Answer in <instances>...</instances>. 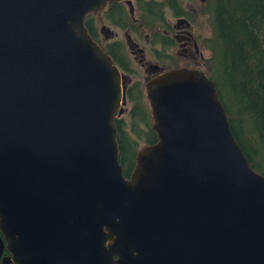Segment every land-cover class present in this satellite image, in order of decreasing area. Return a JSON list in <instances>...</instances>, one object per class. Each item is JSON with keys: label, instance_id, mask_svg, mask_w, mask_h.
<instances>
[{"label": "water", "instance_id": "water-1", "mask_svg": "<svg viewBox=\"0 0 264 264\" xmlns=\"http://www.w3.org/2000/svg\"><path fill=\"white\" fill-rule=\"evenodd\" d=\"M117 1L0 0V264H264V177L200 70L146 81L124 177V76L84 24Z\"/></svg>", "mask_w": 264, "mask_h": 264}, {"label": "trees", "instance_id": "trees-1", "mask_svg": "<svg viewBox=\"0 0 264 264\" xmlns=\"http://www.w3.org/2000/svg\"><path fill=\"white\" fill-rule=\"evenodd\" d=\"M183 1L136 0V21L122 2H113L100 12L88 13L84 24L92 40L121 72L133 75L135 71L128 63L130 58L122 43L114 44L115 54L98 38L95 16L102 15L110 25L133 36L148 35L153 46L161 43L162 47L170 48L169 41L161 35L164 9L170 6L177 16L194 18ZM200 5L211 26V36L202 40L209 56L200 71L214 83L231 132L250 167L264 177V0H206ZM178 67L175 62L169 69ZM125 96L129 107L115 120V127L119 163L128 179L136 164L139 142L144 146L154 144L157 135L152 129L151 111L142 85L135 82L127 86Z\"/></svg>", "mask_w": 264, "mask_h": 264}, {"label": "flooded vegetation", "instance_id": "flooded-vegetation-1", "mask_svg": "<svg viewBox=\"0 0 264 264\" xmlns=\"http://www.w3.org/2000/svg\"><path fill=\"white\" fill-rule=\"evenodd\" d=\"M117 2H122L124 4V6L126 7V9L128 10L131 18L133 20L135 19V21H136V18L134 17V13L136 11V0H131L132 7L129 4H127V2H125V1H117ZM171 9L172 8L170 6L165 7V9H164V14H163L164 23H162L164 30L162 31V34H161L162 36L165 37V40L169 41L170 48L162 47L161 43L158 44L161 46V50L164 53L162 52V54H160L158 56V54H156L154 52V54L156 55V58H157L156 61H158V62H156V64L148 63L147 70H148V72L151 73L150 78L153 77L154 75L158 74L159 72L166 71L167 69L170 68V67L165 68L164 61L165 62L170 61V63H171L170 66H172L173 64H175V62L177 64L179 62V60L183 58L185 60H188L191 63V66H187L188 64H186V65L180 66V67H186V68H190V69L200 70V67L203 65V62L205 60L203 52L201 50V47L198 43L199 38L197 37L196 34L194 36V33H193V26H194L195 20L191 19L190 17L188 18L185 16H177L176 14H174L172 12ZM192 10H194V9H192ZM188 12H191V11L188 10ZM168 16H170L171 19H169ZM112 26L120 28L118 26H114V25H112ZM120 30H122V28H120ZM105 31H107L108 34H105L104 33ZM123 31L126 32L125 33V41H126L125 45L130 50L137 48L136 50L139 53H141V55H140L141 59L139 61L142 64H144L145 63V49L138 48L139 45L136 41H138L139 39H144V40L149 42L150 46H153L151 41H150V37L146 34H143L142 38L135 36L136 38L134 39L131 35L128 34L129 32L127 30H123ZM100 34L105 35V37L107 39L109 38V36L113 39L112 41H108L106 39H104V40H105L106 44H108L110 46L111 51L116 54L115 50L113 49L114 44H118L121 42L119 40H117V34L115 33V31H113L112 28H111V30H108V28L102 27V28H100ZM164 37H162V38H164ZM160 41L162 42V39ZM165 43H167V41H164V44ZM168 44H166V45H168ZM122 46L124 47L123 44H122ZM176 46L179 47L180 52L177 53L176 55L175 54L173 55L171 53V51H173ZM127 47H126V49L124 47V49L127 50ZM128 63L130 65V67L132 68L131 60ZM121 73L125 77V74L123 72H121ZM124 77H123V80H124ZM124 86H125V90H126L127 86L126 85H124ZM114 259H117V258L114 257Z\"/></svg>", "mask_w": 264, "mask_h": 264}, {"label": "rangeland", "instance_id": "rangeland-1", "mask_svg": "<svg viewBox=\"0 0 264 264\" xmlns=\"http://www.w3.org/2000/svg\"><path fill=\"white\" fill-rule=\"evenodd\" d=\"M183 2H184L183 5L185 6L186 10L188 9L189 11H191L189 13H191V15L193 14V16H194V18L190 17L191 19L195 20L194 26H193V33H194V36L196 34L197 37L199 38L198 43L201 47L204 58L207 59L209 56V53L207 50H205L204 44L201 42L203 39L211 36V26H210L208 16L206 15V13H203L202 6L200 5L201 2L199 0H184ZM192 9H194V10H192ZM101 16L102 15H96L95 16L96 24H97L98 32H99L98 38L100 39V41L102 43H104L105 42L104 39H106L108 41L113 40L110 36L107 39L105 37V35L100 34V28H102V27L108 28V30H111V28H112V30L115 31V33L117 34V40H119L124 45V47L126 49V47H127L125 45L126 44V41H125V33L126 32H124L123 30H120V28L113 27L106 20L102 19ZM168 17H169V19H171L170 16H168ZM104 33L108 34L107 31H105ZM129 35H131V34H129ZM131 36L134 39L136 38L133 35H131ZM136 42L139 45L138 48L145 49V63L142 64L139 61L141 59V57H140L141 53H139L136 50L137 48L130 50L127 47L126 54L129 56V58L131 60V66H132L133 70L135 71V73L133 75L132 74H129V75L125 74L124 85L129 86L135 82H139L144 89V85H145L147 79L150 78V76H151V73L148 72V70H147L148 63L156 64V62H158V61H156L157 58H156V55L154 54V50L159 51L160 53H162L163 51L161 50L160 45L157 44L156 46H150L149 42L144 40V39H139ZM179 52H180L179 47H177V46L175 47V49L173 51H171V53L173 55L174 54L176 55ZM186 64H188L187 66H191V63L188 60H185L182 58L177 63V66L180 67V66H184ZM170 65H171L170 61H168V62L164 61L165 68H169V67L171 68L172 66H170ZM200 69H202V66L200 67ZM147 103H148V107L150 109L149 102L147 101ZM128 107H129L128 105L124 106V108H123L124 114L128 110ZM143 146H144V144L139 142L138 149L139 150L142 149Z\"/></svg>", "mask_w": 264, "mask_h": 264}]
</instances>
